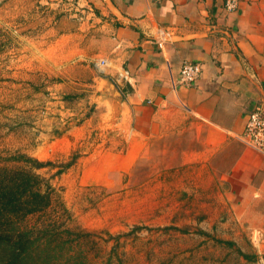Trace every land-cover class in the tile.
<instances>
[{
    "label": "rangeland",
    "instance_id": "1",
    "mask_svg": "<svg viewBox=\"0 0 264 264\" xmlns=\"http://www.w3.org/2000/svg\"><path fill=\"white\" fill-rule=\"evenodd\" d=\"M87 2L0 0V166L27 168L53 196L23 221L35 243L42 225L55 226L51 253L35 250L30 263L264 264L255 232L233 229L200 167L180 164L178 138L111 174L106 154L127 134L117 99L107 104L97 90L103 72L89 48L98 21Z\"/></svg>",
    "mask_w": 264,
    "mask_h": 264
},
{
    "label": "crops",
    "instance_id": "2",
    "mask_svg": "<svg viewBox=\"0 0 264 264\" xmlns=\"http://www.w3.org/2000/svg\"><path fill=\"white\" fill-rule=\"evenodd\" d=\"M87 1L98 21L93 63L108 62L97 90L107 104L117 99L127 134L106 154L111 174L178 138L180 164L200 167L202 187L222 197L218 210L233 229L255 232L264 259V150L240 137L248 115L264 109V0H238L233 12L222 0ZM183 63L201 69L190 86L177 83Z\"/></svg>",
    "mask_w": 264,
    "mask_h": 264
},
{
    "label": "trees",
    "instance_id": "3",
    "mask_svg": "<svg viewBox=\"0 0 264 264\" xmlns=\"http://www.w3.org/2000/svg\"><path fill=\"white\" fill-rule=\"evenodd\" d=\"M25 164L34 169L46 163L19 156ZM73 164V159L64 169ZM44 182V183H43ZM51 187L42 177L25 167L0 166V262L1 264H31L35 250L48 256V238L56 236L53 224L42 225V242L32 239V229L23 223L28 216L41 213L53 201ZM60 206V205H59ZM61 208H64L61 204ZM55 232V231H54ZM67 232V231H66ZM61 249V248H60ZM30 260V261H29Z\"/></svg>",
    "mask_w": 264,
    "mask_h": 264
},
{
    "label": "built area",
    "instance_id": "4",
    "mask_svg": "<svg viewBox=\"0 0 264 264\" xmlns=\"http://www.w3.org/2000/svg\"><path fill=\"white\" fill-rule=\"evenodd\" d=\"M238 0H222V7L226 12H233L237 9ZM108 62L105 59H98L93 63L96 70L101 71ZM201 69L194 63H183L179 70L177 83L190 86L199 77ZM242 142L257 151L264 150V109L257 107L247 117L244 129L240 135Z\"/></svg>",
    "mask_w": 264,
    "mask_h": 264
}]
</instances>
